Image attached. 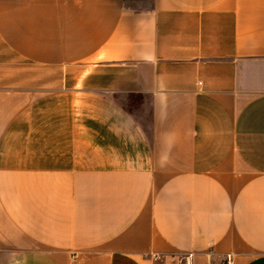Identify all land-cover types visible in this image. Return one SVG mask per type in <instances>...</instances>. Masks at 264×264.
I'll use <instances>...</instances> for the list:
<instances>
[{
	"label": "crops",
	"instance_id": "crops-1",
	"mask_svg": "<svg viewBox=\"0 0 264 264\" xmlns=\"http://www.w3.org/2000/svg\"><path fill=\"white\" fill-rule=\"evenodd\" d=\"M264 264V0H0V264Z\"/></svg>",
	"mask_w": 264,
	"mask_h": 264
},
{
	"label": "rangeland",
	"instance_id": "rangeland-1",
	"mask_svg": "<svg viewBox=\"0 0 264 264\" xmlns=\"http://www.w3.org/2000/svg\"><path fill=\"white\" fill-rule=\"evenodd\" d=\"M128 5L131 7L141 6L145 7L148 5V0H127Z\"/></svg>",
	"mask_w": 264,
	"mask_h": 264
},
{
	"label": "built area",
	"instance_id": "built-area-1",
	"mask_svg": "<svg viewBox=\"0 0 264 264\" xmlns=\"http://www.w3.org/2000/svg\"><path fill=\"white\" fill-rule=\"evenodd\" d=\"M219 264H234V263L233 260L230 257H228L224 262H221Z\"/></svg>",
	"mask_w": 264,
	"mask_h": 264
}]
</instances>
